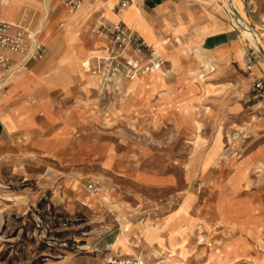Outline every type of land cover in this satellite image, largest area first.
<instances>
[{
  "label": "rangeland",
  "instance_id": "1",
  "mask_svg": "<svg viewBox=\"0 0 264 264\" xmlns=\"http://www.w3.org/2000/svg\"><path fill=\"white\" fill-rule=\"evenodd\" d=\"M61 1L51 0V10L60 13ZM238 1L263 34L264 13L255 21L251 0ZM198 2L238 30V61H218L189 41L197 11L190 32L167 28L153 45L162 69L122 94L105 93L89 71L102 40L81 45L85 21L65 9L44 23L43 59L12 76L0 71V264H264V97L253 87L261 72L250 70L259 63L264 71V60L226 0ZM134 13V27L152 39ZM100 15L83 34L107 21ZM34 65L46 79L62 69L80 77L25 114L10 97Z\"/></svg>",
  "mask_w": 264,
  "mask_h": 264
},
{
  "label": "crops",
  "instance_id": "2",
  "mask_svg": "<svg viewBox=\"0 0 264 264\" xmlns=\"http://www.w3.org/2000/svg\"><path fill=\"white\" fill-rule=\"evenodd\" d=\"M50 1L51 0H11L9 5L3 7L1 11V18L7 22L31 27L38 19L39 15L41 19L42 16L47 13L46 9H48V12L49 9L51 10L52 5ZM111 1L112 5L109 3V0L100 1V3H98L99 1L87 3V10L85 13L82 12L77 16H72L79 10L76 12H70L64 6L62 0L61 5L63 6V10H60V13H57V8L53 7L52 10H55V14L51 16V19H53L54 16H56L55 18L57 19L63 16L65 14L64 10L67 9L71 14L70 17L72 19L80 18L85 21L82 26L83 32L90 28L91 25H95L97 19L99 18V13H101L100 16L107 17L106 13L109 11L111 14L106 18L107 21L123 22L125 25L135 29L140 35L145 37L150 44L158 46L161 42L164 30L167 28L175 31L178 27L183 26V32L188 30L190 32V30H192L191 25H189L190 20L195 19L194 17L196 16V13L194 12L199 11L198 6L200 5V2H198L199 0H144L143 6L140 7L139 3L142 0H137L136 2L138 3L135 2V5L128 7L122 12H117L115 6L118 0ZM45 2L49 5L47 6ZM194 6L195 9H192ZM136 8L141 11L145 21L148 23V26L151 29L152 39H149L143 32H141V30H137L134 27V23L138 20L137 18L133 19ZM41 9L44 11H40ZM246 10L252 19L254 18L255 21H259L264 13V0H251L249 8ZM129 11L130 15L126 16V13ZM199 12L203 13L198 17V24L195 26V32H192L189 41L194 44H199L202 48H204V50L210 52L218 61H238L243 51V46L239 40L240 36L238 34V30H236L233 24L228 20L219 18L215 12H204L201 10ZM96 16H98L97 19ZM84 28L86 29L84 30ZM82 32L81 45H84L87 42L90 43V47L92 48L94 44L96 45L101 42L93 35L92 31L91 35L89 34L88 36ZM176 51L180 52V50H173L171 53H167V55L172 58V56H175L174 54L177 55ZM182 53L184 54L185 52L182 51ZM254 67L258 68L262 76L264 75V71L260 68L259 63L252 66L250 70L254 69ZM46 69L50 70V67L47 65ZM69 72H71V70L62 69L60 73L55 75L52 79L48 76V79H46L41 74H45L43 66L34 65L30 68V72L26 75V79H28L29 82L22 88L12 92L10 99L15 101L12 109H25L26 114L30 110L33 111L35 108H43V105L47 107L49 102L46 103L45 100H43L46 98L47 93L55 90H63V87L71 86L77 82L78 77H80L79 73ZM38 74L41 75L39 76ZM261 75H255L253 82L256 79L261 78ZM86 79L88 80L87 77ZM52 80L54 81L53 83ZM81 84L82 83L79 82L77 86H81ZM9 115L11 116L13 125L15 127L19 126L20 124L17 120V116H15L12 112L9 113Z\"/></svg>",
  "mask_w": 264,
  "mask_h": 264
},
{
  "label": "built area",
  "instance_id": "3",
  "mask_svg": "<svg viewBox=\"0 0 264 264\" xmlns=\"http://www.w3.org/2000/svg\"><path fill=\"white\" fill-rule=\"evenodd\" d=\"M10 1L0 0V71L4 76H12L27 68L31 62L44 58L48 50L42 40L44 23L55 14V10H49L42 22L31 30V27L1 18L3 7ZM96 1L107 0H63V4L70 12H76L85 4ZM133 5L134 0H118L115 8L117 12H122ZM101 19L93 30V35L102 40L103 52L90 64L89 69L98 80L99 90L122 94L128 82L165 66V60L157 48L135 29L123 22L112 23L105 21L103 17ZM257 53L261 57L260 51ZM253 87L264 97V77L256 79ZM86 188L91 191L95 189V185L87 182ZM110 264L142 263L136 259H116Z\"/></svg>",
  "mask_w": 264,
  "mask_h": 264
},
{
  "label": "bare ground",
  "instance_id": "4",
  "mask_svg": "<svg viewBox=\"0 0 264 264\" xmlns=\"http://www.w3.org/2000/svg\"><path fill=\"white\" fill-rule=\"evenodd\" d=\"M10 2H8L7 5ZM48 5L49 4H47V6ZM226 6H227L226 8L228 10V13H230L234 16L237 25L240 26V28L242 29V35L244 36V38L246 37V39H248L250 41V43L253 46H255L259 51L261 50L264 52V44H263L264 33L260 34L256 31V29L254 27H252V24H251V22L247 16V14L243 11V9L241 7L242 4H239L238 0H226ZM235 10L238 12V14L236 13ZM46 11L48 12V9H46Z\"/></svg>",
  "mask_w": 264,
  "mask_h": 264
},
{
  "label": "water",
  "instance_id": "5",
  "mask_svg": "<svg viewBox=\"0 0 264 264\" xmlns=\"http://www.w3.org/2000/svg\"><path fill=\"white\" fill-rule=\"evenodd\" d=\"M236 11V10H235ZM236 13L238 14V12L236 11ZM260 56L262 57V59L264 60V52L260 50Z\"/></svg>",
  "mask_w": 264,
  "mask_h": 264
}]
</instances>
